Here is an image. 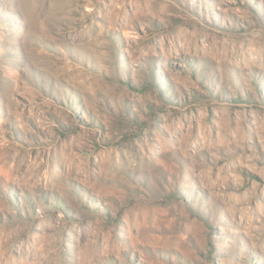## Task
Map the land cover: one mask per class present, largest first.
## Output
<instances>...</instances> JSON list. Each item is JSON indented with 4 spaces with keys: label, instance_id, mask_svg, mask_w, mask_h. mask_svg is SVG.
Listing matches in <instances>:
<instances>
[{
    "label": "rangeland",
    "instance_id": "rangeland-1",
    "mask_svg": "<svg viewBox=\"0 0 264 264\" xmlns=\"http://www.w3.org/2000/svg\"><path fill=\"white\" fill-rule=\"evenodd\" d=\"M0 264H264V0H0Z\"/></svg>",
    "mask_w": 264,
    "mask_h": 264
}]
</instances>
